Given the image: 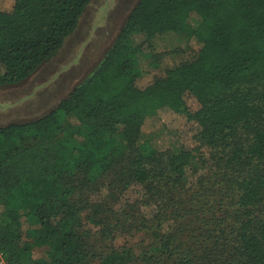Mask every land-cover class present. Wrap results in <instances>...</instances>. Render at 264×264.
Instances as JSON below:
<instances>
[{
	"label": "trees",
	"instance_id": "16d2710c",
	"mask_svg": "<svg viewBox=\"0 0 264 264\" xmlns=\"http://www.w3.org/2000/svg\"><path fill=\"white\" fill-rule=\"evenodd\" d=\"M90 1L0 0V87L26 80L50 60ZM193 19L187 41L194 49L154 56L145 80L129 56V37L180 33ZM137 51L141 55L140 46ZM160 112L172 115L180 145L157 168L155 153L143 157L136 141L146 120ZM118 128L121 148L114 139ZM193 155L202 160L198 170ZM93 173L111 176L109 184L121 188L174 187L190 177L198 192L215 181L232 193L231 224L225 234L210 224L206 232L224 236L198 256L174 246L168 230H150L154 244L146 232L129 236L145 250L125 243L97 253L87 226H100L112 241L118 230L106 227L104 209L92 196L84 197ZM22 217L33 225L25 233ZM152 226L163 227L159 219ZM33 247H44V255L35 259ZM160 258L264 264V0H137L99 63L54 109L0 127V264Z\"/></svg>",
	"mask_w": 264,
	"mask_h": 264
},
{
	"label": "rangeland",
	"instance_id": "374dc122",
	"mask_svg": "<svg viewBox=\"0 0 264 264\" xmlns=\"http://www.w3.org/2000/svg\"><path fill=\"white\" fill-rule=\"evenodd\" d=\"M136 2L137 0H91L81 14L75 30L50 60L26 80L13 86L0 87V127L9 123L32 121L54 109L99 63ZM196 23V19L191 20L190 27L180 33L167 32L148 39L135 33L129 37V56L145 80H149L146 72L150 70L154 56L181 49L190 53L194 49L193 43L187 41V38ZM137 46L142 50L141 55ZM119 131L118 128L114 139L115 144L121 148L123 144ZM179 145L169 112H160L146 120L136 141L137 152L143 157L155 153L156 162L153 164L157 168L163 166L168 156L179 151ZM201 162L198 155L192 156L191 166L194 170L200 168ZM110 180L111 176L91 174L90 187L84 195L92 196L104 209L106 227L116 226L118 230L117 238L112 241L101 236L100 226H87L90 243L97 253H107L125 243L145 250L148 247L133 245L134 239L129 236L146 232L148 244H154L156 240L148 235L149 231L153 230L160 235L168 230L166 233L172 236L174 246L198 256L207 248L208 252L214 250L213 241L223 237L231 224L234 208L232 193L229 187L216 184L215 181H210L207 186L201 187V191L196 192L192 186L195 181L190 177L174 187L154 185L151 189L137 184L115 187L109 184ZM10 206L17 208V202L11 199ZM155 219L160 220V226L163 225L161 231L160 228L154 230L152 225ZM20 222V230L24 233L33 227L29 218L22 217ZM213 222L224 230V234L206 232L212 228L210 224ZM139 224L147 225L149 229L145 230ZM135 227L138 229L133 231ZM44 250V247H33L34 258L42 257ZM127 264H172V258Z\"/></svg>",
	"mask_w": 264,
	"mask_h": 264
}]
</instances>
